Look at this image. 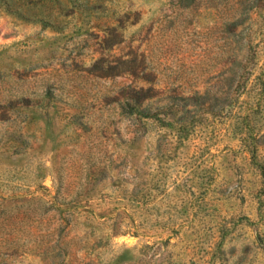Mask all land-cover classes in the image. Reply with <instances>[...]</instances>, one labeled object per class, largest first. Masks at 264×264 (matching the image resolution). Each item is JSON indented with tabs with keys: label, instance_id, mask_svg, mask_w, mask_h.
<instances>
[{
	"label": "rangeland",
	"instance_id": "1",
	"mask_svg": "<svg viewBox=\"0 0 264 264\" xmlns=\"http://www.w3.org/2000/svg\"><path fill=\"white\" fill-rule=\"evenodd\" d=\"M0 264H264V0H0Z\"/></svg>",
	"mask_w": 264,
	"mask_h": 264
},
{
	"label": "trees",
	"instance_id": "2",
	"mask_svg": "<svg viewBox=\"0 0 264 264\" xmlns=\"http://www.w3.org/2000/svg\"><path fill=\"white\" fill-rule=\"evenodd\" d=\"M89 178L93 179V174H89ZM90 191V189H87L85 191V195H88V192ZM58 195V193H57ZM58 196H55L53 199V206L55 207V210L57 211V213L60 215L61 220L63 221V223H66L69 221V218L73 217V215L75 214V210H77V208H84L86 205H82V204H78V203H70V204H65L64 202L61 203L58 201Z\"/></svg>",
	"mask_w": 264,
	"mask_h": 264
}]
</instances>
